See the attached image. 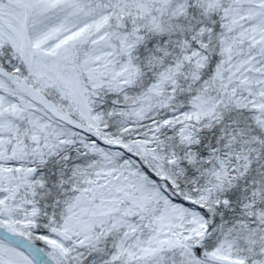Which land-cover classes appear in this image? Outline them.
Here are the masks:
<instances>
[{
	"label": "snow or ice",
	"instance_id": "obj_1",
	"mask_svg": "<svg viewBox=\"0 0 264 264\" xmlns=\"http://www.w3.org/2000/svg\"><path fill=\"white\" fill-rule=\"evenodd\" d=\"M0 264H264V0H0Z\"/></svg>",
	"mask_w": 264,
	"mask_h": 264
}]
</instances>
